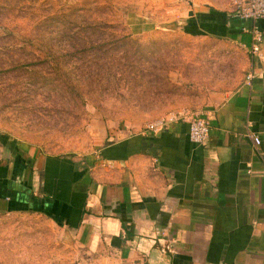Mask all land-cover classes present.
Returning a JSON list of instances; mask_svg holds the SVG:
<instances>
[{
    "label": "crops",
    "instance_id": "obj_1",
    "mask_svg": "<svg viewBox=\"0 0 264 264\" xmlns=\"http://www.w3.org/2000/svg\"><path fill=\"white\" fill-rule=\"evenodd\" d=\"M187 2L200 32L187 36L210 44L222 80L236 77L200 105L205 145L190 141L183 119L195 104L86 163L25 148L0 167V211L56 227L58 255L45 264H264V19L235 17L233 0Z\"/></svg>",
    "mask_w": 264,
    "mask_h": 264
},
{
    "label": "rangeland",
    "instance_id": "obj_2",
    "mask_svg": "<svg viewBox=\"0 0 264 264\" xmlns=\"http://www.w3.org/2000/svg\"><path fill=\"white\" fill-rule=\"evenodd\" d=\"M189 9L187 0H0V167L25 148L89 162L189 106L202 112L220 83L233 87L210 44L187 36ZM47 221L0 211V264L57 258Z\"/></svg>",
    "mask_w": 264,
    "mask_h": 264
},
{
    "label": "built area",
    "instance_id": "obj_3",
    "mask_svg": "<svg viewBox=\"0 0 264 264\" xmlns=\"http://www.w3.org/2000/svg\"><path fill=\"white\" fill-rule=\"evenodd\" d=\"M231 13L240 19L258 21L264 19V0H233ZM253 43V51H259L258 42L260 37L255 34ZM251 78V77H249ZM183 119L189 124V139L198 145H205L208 142L211 124L202 112H196L183 116ZM172 120L161 119L151 124L148 129L150 132H159ZM256 146L261 145V139L257 136L253 137Z\"/></svg>",
    "mask_w": 264,
    "mask_h": 264
},
{
    "label": "trees",
    "instance_id": "obj_4",
    "mask_svg": "<svg viewBox=\"0 0 264 264\" xmlns=\"http://www.w3.org/2000/svg\"><path fill=\"white\" fill-rule=\"evenodd\" d=\"M186 31L188 32V33H192V34H198V33H200L197 29H194L192 26H187L186 27ZM139 136H136V137H134L132 140H134V142H139ZM137 149V148H136ZM110 156H112V155H110ZM104 157L105 158H108L109 157V155H108V153L107 154H105L104 155ZM1 169V168H0ZM1 172V171H0ZM1 174V173H0Z\"/></svg>",
    "mask_w": 264,
    "mask_h": 264
}]
</instances>
